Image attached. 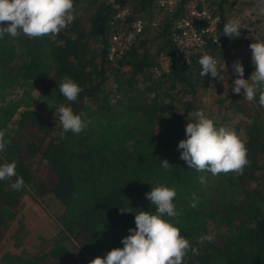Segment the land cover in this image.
Masks as SVG:
<instances>
[{"label": "trees", "instance_id": "16d2710c", "mask_svg": "<svg viewBox=\"0 0 264 264\" xmlns=\"http://www.w3.org/2000/svg\"><path fill=\"white\" fill-rule=\"evenodd\" d=\"M184 2L167 12L153 0H74L75 19L58 35L5 34L0 39V130L11 141L0 164L15 160L25 184L14 191L16 177L0 181V239L23 195L50 194L60 205L58 231L46 249L24 255L4 252L0 264H90L103 258L123 247L121 240L135 228L134 214L155 211L145 194L159 185L176 189L174 204L182 215L180 223L170 222L197 249V254L189 251L184 264H264V106L259 94L251 103L243 96L221 103L222 112L246 115L233 129L242 132L250 161L243 174L198 173L179 158L186 123L195 121L196 88L207 77H201L196 57L189 62L173 57L171 32ZM223 2L215 0L219 41L209 46L214 56L239 42L223 36ZM115 5L130 7L127 22L142 18L144 24L109 62L107 37ZM159 56L171 60L167 71L154 76L151 68ZM243 68L244 79H249L252 68ZM65 77L83 89L74 104L59 93ZM185 95L188 99H182ZM60 104L86 120L79 135L62 130L54 115ZM164 160L170 170L162 168ZM193 193L199 198L196 208L190 206ZM127 207L133 211L121 214ZM201 235H212L213 242L198 243Z\"/></svg>", "mask_w": 264, "mask_h": 264}, {"label": "clouds", "instance_id": "9594fccd", "mask_svg": "<svg viewBox=\"0 0 264 264\" xmlns=\"http://www.w3.org/2000/svg\"><path fill=\"white\" fill-rule=\"evenodd\" d=\"M264 11V9H261ZM74 0H0V39L5 34L12 38H19L22 34L27 38H42L56 36L65 30L75 19ZM238 23L229 20L223 28L225 37L238 38L240 32ZM133 36H129V40ZM251 62L254 71L249 79H244V68L237 60L232 69L237 77L233 81L232 92L243 97L247 102H253L259 94V105L264 106V41L249 44ZM201 77L209 75L221 80L226 71V65L218 68L216 58L208 53L203 54L199 61ZM83 89L71 78L65 77L59 84V93L70 103H76ZM58 117L62 130L79 135L87 128V122L82 114H74L73 108L60 104L54 112ZM191 115L194 122H187L184 140L178 143L180 159L189 169L198 173H210L212 176L220 174H243V170L250 165L247 158L245 142L237 133L225 126L217 127L213 119L208 118L203 110H197ZM6 131L0 130V156L6 153L11 143L6 139ZM163 169L170 170L172 166L164 160ZM17 162L0 164V181L16 177L11 184L14 191L25 187L23 177L16 172ZM201 185L206 183L204 176L199 177ZM177 191L174 187L159 185L152 187L145 194V198L154 206V212L139 210L134 214L135 228L129 229V235L121 240L122 248H115L101 258L96 257L90 264H184L185 257L191 251L197 254L190 241L181 235L180 228L170 220L180 223L182 213L177 211L174 200ZM198 196L193 193L190 206L196 208ZM130 207L120 209L121 214L131 213ZM165 217L170 219H165ZM212 235H201L198 243L213 242Z\"/></svg>", "mask_w": 264, "mask_h": 264}, {"label": "rangeland", "instance_id": "374dc122", "mask_svg": "<svg viewBox=\"0 0 264 264\" xmlns=\"http://www.w3.org/2000/svg\"><path fill=\"white\" fill-rule=\"evenodd\" d=\"M255 2V3H254ZM255 9V14L251 15L250 22L244 23L245 31L243 34L250 39V44L253 42L261 41L264 36V21L260 19L264 11V0H250L248 3V10ZM255 17L259 18L260 22L255 21ZM250 31V32H248ZM215 58L218 62V68H222V62L226 65V71H222L221 75L225 78L217 80L211 78L209 75L202 80L204 85L199 84L196 88V95L199 98V104L194 105L195 109L203 110L208 118L213 119L217 127L225 126L229 129H234L238 121L246 115L241 113H232L231 110L224 112L222 106L229 102V99H234L237 95L232 92L233 81L237 78L232 69L235 61L239 60L242 66L251 67L249 76L254 71V66L251 62V50L249 45L243 46L242 43L236 44V48L230 52L216 55ZM38 87L32 90L33 96L38 93ZM19 93V90L14 94ZM188 99L187 95L182 99ZM224 98V100H221ZM237 99V98H235ZM223 103V105H221ZM252 105V104H251ZM34 103L31 104V108ZM197 110H194L197 111ZM251 112V111H250ZM252 113V112H251ZM237 135L241 138L242 132L236 131ZM45 178L51 182L50 175L45 171ZM60 211L59 203L50 195L46 194L42 198H37L32 193L23 195L19 201L17 212L14 219L9 223V227L0 239V255L4 252L13 254H27L42 252L51 242V237L58 231V224L56 216ZM75 245V242H71ZM66 247L71 250L69 242H65ZM73 258V257H71ZM73 260H69L67 264H73Z\"/></svg>", "mask_w": 264, "mask_h": 264}, {"label": "built area", "instance_id": "2783aa9c", "mask_svg": "<svg viewBox=\"0 0 264 264\" xmlns=\"http://www.w3.org/2000/svg\"><path fill=\"white\" fill-rule=\"evenodd\" d=\"M113 2V0H109ZM179 0H153L156 7L171 11ZM215 0H185L183 15L179 17L171 32V41L175 47L173 57L178 61L189 62L192 57L199 61L200 57L208 53L209 46L218 43L217 27L219 16L216 12ZM111 17L112 27L107 37L106 59L113 62L132 43L129 36L138 34L144 24L142 18H133L127 22L130 12L128 5L114 6ZM128 28V31H126ZM211 55V54H210ZM215 58L214 55H211ZM170 58L159 56L157 65L151 68L154 76L167 71Z\"/></svg>", "mask_w": 264, "mask_h": 264}, {"label": "crops", "instance_id": "0c3cea01", "mask_svg": "<svg viewBox=\"0 0 264 264\" xmlns=\"http://www.w3.org/2000/svg\"><path fill=\"white\" fill-rule=\"evenodd\" d=\"M249 1L250 0H224L222 4V14H223V20L225 24L229 20H233V21H236L240 27V29H238V31L240 32V35L238 38H236V40L239 42H236L235 45L239 43H242L243 46L250 44L249 42L250 39L246 38L247 36H249V34L247 36L243 34V32H246L244 30L245 29L244 23L248 24L250 22L251 15L255 14L256 7L252 10H248ZM263 16H264V13L261 14L260 19L264 18ZM258 20L259 18L255 17V21L257 22ZM250 24L252 23L250 22Z\"/></svg>", "mask_w": 264, "mask_h": 264}]
</instances>
